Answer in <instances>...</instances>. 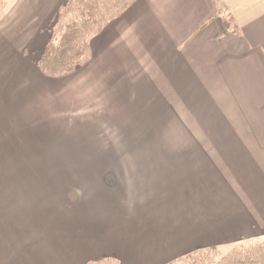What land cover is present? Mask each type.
I'll return each mask as SVG.
<instances>
[{"label":"crops","instance_id":"0c3cea01","mask_svg":"<svg viewBox=\"0 0 264 264\" xmlns=\"http://www.w3.org/2000/svg\"><path fill=\"white\" fill-rule=\"evenodd\" d=\"M59 4L14 0L0 17V264H170L263 239L264 0H135L91 39L104 98L140 104L118 95L134 83L169 114L173 170L74 179V194L29 175L52 133L38 60Z\"/></svg>","mask_w":264,"mask_h":264},{"label":"rangeland","instance_id":"374dc122","mask_svg":"<svg viewBox=\"0 0 264 264\" xmlns=\"http://www.w3.org/2000/svg\"><path fill=\"white\" fill-rule=\"evenodd\" d=\"M13 1L7 0L0 8V17ZM67 2L60 0L51 20L49 44L58 43L63 28L73 20L72 13L57 18L61 5ZM92 56L91 51L73 70L57 75L46 72L39 63L41 58L38 60L41 70L51 80L52 133L44 144L35 145L30 179H51L52 192L72 194L75 193L74 179H172V135L170 120L166 118L169 114L159 111L149 90L133 89L134 83L126 88V93L118 95H140V104H124L121 97L115 99L117 102L104 98L107 95L104 89L100 93L92 86ZM39 87L36 86L37 92L42 90ZM37 138L42 141V136ZM25 170L20 169V173ZM257 241L264 238L228 249L201 250L190 254L196 255L193 260L182 257L172 263L217 264L238 245L249 247ZM115 260L120 264L113 257L89 264H112Z\"/></svg>","mask_w":264,"mask_h":264},{"label":"trees","instance_id":"16d2710c","mask_svg":"<svg viewBox=\"0 0 264 264\" xmlns=\"http://www.w3.org/2000/svg\"><path fill=\"white\" fill-rule=\"evenodd\" d=\"M6 2L0 0V8ZM132 2L134 0H68L61 5L57 18L72 13L73 20L63 28L59 42L47 46L39 62L42 68L53 75L73 70L91 53V39ZM195 254L185 258L193 260ZM112 264L118 262L115 260ZM217 264H264V241L249 247L238 245Z\"/></svg>","mask_w":264,"mask_h":264}]
</instances>
